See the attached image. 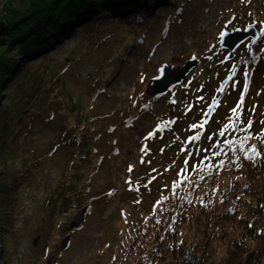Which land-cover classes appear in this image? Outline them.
<instances>
[{"label": "rangeland", "instance_id": "rangeland-1", "mask_svg": "<svg viewBox=\"0 0 264 264\" xmlns=\"http://www.w3.org/2000/svg\"><path fill=\"white\" fill-rule=\"evenodd\" d=\"M167 8L163 17L149 18L139 36L130 28L96 46L88 44L81 38L82 32L77 31L52 49L45 63L39 64L38 60L31 63L32 69L27 67L30 73L21 83L31 82L30 75L37 67L40 73L46 71L50 79L58 81L64 73L54 79L56 73L77 58L67 66L64 83L58 81L57 87L52 88V98L55 96L62 107L47 122V128L35 130L32 139L37 147L44 148L45 153L50 151L62 136L61 126L70 123V128L77 131L72 121L78 105L82 108L80 116L84 112L92 119L90 125L95 131L83 147L73 150L75 154L81 150L78 157L71 154L69 145L48 153L39 169L16 183V196L11 189L0 190V218L2 222L7 218L13 228L4 241L6 247L0 251V264H157L152 256L148 258L160 248L159 239L154 236L159 232L164 236L169 226L160 227L162 222L145 218L139 227H131L133 220L151 214L148 212L154 208L153 215L161 208L155 209L162 195H167L163 186L172 185L167 190H173L187 173L184 168L197 165L200 158L196 152L202 154L206 150V140L224 125H218L219 121L231 120L244 104L254 106V113H264V27L258 23L264 16V0H181L174 11ZM22 9L25 4L21 0H0V19L7 12L10 15ZM251 24L260 29V40L249 48L250 38L235 50L232 60H227L229 50L220 47L221 36ZM255 48L252 57L247 58ZM3 50L0 49V56ZM193 58L198 65L181 84L158 99L149 95V82L159 75L163 64L183 67ZM233 67H237L236 75L222 93L208 124L200 127ZM23 79L26 80L22 82ZM20 86L13 84L16 89ZM16 89L12 95L6 93L8 101ZM262 120L264 114L259 119ZM196 136L199 138L190 139ZM3 160L0 159V175ZM5 167L13 172L17 165L8 162ZM229 175L219 177L220 191L232 181ZM237 179L242 182L241 176ZM58 187L69 197L72 190L78 195L83 192L82 202L86 201V205L64 215L71 221L64 223L63 231L56 232L48 229L54 217L46 201L55 197L57 200L61 194ZM204 192L213 196L214 204L220 202L213 195L211 184L203 186L201 194ZM164 204L162 201L159 212ZM195 204L205 206V199L200 197ZM179 230V237L174 231L168 236L173 237L171 243H204V238L190 227L182 225ZM231 230L234 233L230 239H234L240 230L222 226L221 237L214 241L219 249L212 253V259L218 261L226 256ZM250 242L259 248L257 252H264V236L250 238ZM43 243L51 244V260L36 257Z\"/></svg>", "mask_w": 264, "mask_h": 264}, {"label": "trees", "instance_id": "trees-1", "mask_svg": "<svg viewBox=\"0 0 264 264\" xmlns=\"http://www.w3.org/2000/svg\"><path fill=\"white\" fill-rule=\"evenodd\" d=\"M179 1L181 0H21L25 4L24 10L11 12L10 15L7 12V16L0 19V49H4L0 56V159L17 165L16 170L9 172L5 167L8 162L5 164L3 160L0 190L5 192V189H11L16 196V183L39 169L48 153L69 145L67 147L71 148V154L78 157L81 150L76 154L73 150L83 147L88 138L93 136L91 132L95 131L90 125L92 119L84 112L80 116L82 108L78 105L75 111L76 119L72 121L76 132L70 128V123L68 126H61L62 136L47 153L44 148L34 144L32 136L35 130L41 132L47 128V122L53 120L62 107L56 102L55 96L52 98V88L57 87L58 81L64 83L67 66L75 63L77 58L65 64L64 68L56 73L54 79L64 73L58 81L50 79L46 71L40 73L37 67L30 75L32 81L28 83L27 80L24 84L23 81L29 79L27 77L21 83V79L30 73L29 69L33 67L31 63L38 60L39 64L45 63L52 49L75 36L77 31L82 32L81 38L88 40V44L95 43L96 46L130 28L139 36L149 18L163 17L165 6L169 7V10L174 8V11ZM175 4L177 6L173 7ZM258 23L264 27V16L258 19ZM256 49H253L247 58H251ZM14 83L21 86L16 89L13 87ZM13 88L16 89V94L8 101L5 95L8 92L12 95ZM3 91L5 93H2ZM253 108L254 106L244 104L242 109L239 107L232 121L228 118L219 121L218 125H224L217 127L206 140V150L202 154L196 152L200 158L199 162H196L197 165L184 168L187 173L173 190H167L173 187L172 185L163 186L166 187L164 190L167 195H162L163 198L155 207L162 208L164 201L163 210L159 212L160 208L152 215L153 208L148 212L151 214L133 220L131 227H139L145 218L157 219V222H162L160 227L169 226L164 236H161L160 232L154 236L159 239L160 248L158 251L153 250L148 258L152 256L157 264H264V252H257L259 248L250 242V238L264 236V120L259 121L264 113H254ZM225 125L231 126L225 128ZM221 131L223 135L220 134ZM14 152L16 154L9 159L8 156ZM221 175H229L232 178L224 191H220L222 187H218ZM238 176H241L242 182L238 181ZM208 183L212 185L213 195L220 200L219 203L214 204L213 196H209L208 192L201 194L203 186ZM61 184L60 187L63 188L64 184ZM61 188L57 200L55 197L46 201L49 203L47 209L54 217L48 228L50 231H63L64 223L71 221V218L66 220L64 215L68 216L70 211L86 205V201L82 202L83 192L78 195L72 190V197H69L63 195ZM200 197L205 199V206L195 204ZM0 199L2 207L1 195ZM200 208L202 212H199ZM182 225L201 235L204 243L196 245L181 240L171 243L170 239L173 237L168 236L174 231L179 237V228ZM213 225L216 226L211 227ZM223 225L237 228L240 232L234 239H230L234 233L231 230L226 242L228 248L225 247L226 256L217 261L212 259V253L219 249L214 241L221 237L219 234ZM11 229L13 230L7 223V218L4 222L0 218V251L6 247L4 241L9 239ZM124 239L125 237L118 245H121ZM47 244L39 246L36 257L42 256L47 261L51 260V244ZM160 250L163 251L159 252Z\"/></svg>", "mask_w": 264, "mask_h": 264}, {"label": "water", "instance_id": "water-1", "mask_svg": "<svg viewBox=\"0 0 264 264\" xmlns=\"http://www.w3.org/2000/svg\"><path fill=\"white\" fill-rule=\"evenodd\" d=\"M260 37L261 32L258 26H256L255 24H251L246 26L244 30L242 28H236L231 31L225 32L221 36L220 47L229 50L226 59L232 60L235 55V50L241 44L252 38V40L248 44L249 48H252ZM197 61L198 60L196 58L187 60L184 63L183 67H175L167 63L163 64V66L160 68L159 75L152 78L149 82L147 92L155 99L167 95L171 90H173L187 78L191 70L198 65ZM236 69L237 67H233L230 74L221 83L219 90L217 91V96L213 98L211 104L206 110V117L203 121V126H206L213 116L222 93L225 91L228 84L236 74ZM172 99L174 100V98Z\"/></svg>", "mask_w": 264, "mask_h": 264}, {"label": "snow or ice", "instance_id": "snow-or-ice-1", "mask_svg": "<svg viewBox=\"0 0 264 264\" xmlns=\"http://www.w3.org/2000/svg\"><path fill=\"white\" fill-rule=\"evenodd\" d=\"M235 111H236V109H233V112L235 113ZM231 125H225L224 127L225 128H228V127H230ZM249 126H251V122H249ZM193 128H195V127H197L196 125H193L192 126ZM200 127H203V125L201 124L200 125ZM221 135H223L224 133H223V131H221V133H220ZM151 135V134H150ZM199 137L198 136H196V137H190V139H198Z\"/></svg>", "mask_w": 264, "mask_h": 264}]
</instances>
